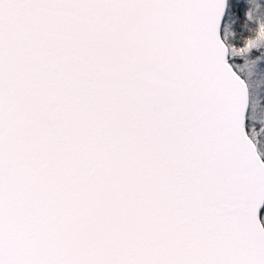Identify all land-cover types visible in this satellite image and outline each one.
I'll return each mask as SVG.
<instances>
[{
    "label": "snow or ice",
    "instance_id": "snow-or-ice-1",
    "mask_svg": "<svg viewBox=\"0 0 264 264\" xmlns=\"http://www.w3.org/2000/svg\"><path fill=\"white\" fill-rule=\"evenodd\" d=\"M0 264H264V0H0Z\"/></svg>",
    "mask_w": 264,
    "mask_h": 264
}]
</instances>
